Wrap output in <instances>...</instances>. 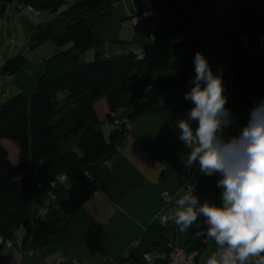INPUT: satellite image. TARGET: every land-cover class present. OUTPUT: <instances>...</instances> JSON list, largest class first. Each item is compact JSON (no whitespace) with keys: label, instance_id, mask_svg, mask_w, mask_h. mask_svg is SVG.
I'll use <instances>...</instances> for the list:
<instances>
[{"label":"crops","instance_id":"crops-1","mask_svg":"<svg viewBox=\"0 0 264 264\" xmlns=\"http://www.w3.org/2000/svg\"><path fill=\"white\" fill-rule=\"evenodd\" d=\"M161 1L147 7L140 17L157 16L164 31L183 22L188 24L190 2H183L182 18L168 21V13L162 14L159 6ZM4 10L5 7L0 8V15ZM203 13L198 29L183 31L182 52L180 47L176 50L188 61V80L170 87L148 111L129 122L121 148L97 170L95 190L76 207L63 232L45 246L26 251L20 247L24 233V228L20 227L12 245L3 248L0 264H104L131 246L153 221L170 227L167 236L176 245L191 247L199 242L196 263L206 264L217 249L215 241L197 237L195 226L180 232L169 218L170 210L175 207L177 194L182 196L188 186L194 188L193 194L201 204L208 201L220 205L223 190L217 186V173L201 174L198 161L191 168L187 166L189 150L179 139L177 122L187 118L189 109L194 107L185 99V93L190 90L189 81L195 76L194 56L201 52L212 64L213 73H222L224 95L228 98L226 107L233 117V123L224 129V138L239 135L247 125L252 108L264 101L263 60L259 59L245 78L243 97L248 100L246 104L238 95L236 82L239 71L248 67L256 55L258 39L264 36V0H204ZM26 68L25 63L12 75H0L8 77L16 89L23 88L22 92L31 94L41 73L33 81L22 74ZM27 84L31 86L28 90ZM95 109L97 115L105 114V101L95 103ZM192 126L195 128L197 123L192 122ZM100 129L107 135L112 125L101 124ZM75 142L71 149H75ZM17 152L15 149L16 157ZM49 179L47 172L41 180ZM35 184L33 180L29 184L28 215L32 218L42 219L51 212L62 216L81 195L80 183L57 181L51 190L55 199L49 200L48 191ZM161 215L166 217L165 223H161ZM203 219L199 217L198 223ZM248 264L255 263L250 259Z\"/></svg>","mask_w":264,"mask_h":264},{"label":"trees","instance_id":"trees-1","mask_svg":"<svg viewBox=\"0 0 264 264\" xmlns=\"http://www.w3.org/2000/svg\"><path fill=\"white\" fill-rule=\"evenodd\" d=\"M23 3L41 12L53 13L67 0H2ZM122 0H75L59 15L62 31L55 36L61 47L67 43L75 50L59 51L43 61V70L31 94L19 92L0 104V259L5 242L15 237L20 227L24 233L20 241L22 250H34L45 246L68 226L74 210L96 188V172L115 151L121 148L127 129L123 123L116 125L119 114L129 122L148 111L172 86L184 84L189 78L188 61L176 52L184 40L183 31L195 19L200 0H189L190 20L170 31L162 29L155 15L140 17L134 30L143 39L137 40L142 58L134 51L111 58L109 53L101 57L95 54L92 61L80 63L79 55L100 46L91 24L99 17L111 13ZM175 0H162V14L175 8ZM180 12V8H178ZM183 16L181 15L180 18ZM203 18V17H202ZM201 18V19H202ZM54 30V27H53ZM52 28L41 29L37 24L28 45H36L54 34ZM181 34L176 44L168 39ZM257 44L264 48V36ZM25 60L22 55L7 59L0 67L2 75L19 71ZM248 67L238 73L237 92L243 98L244 81ZM71 100L73 106L65 103ZM104 100L107 112L102 119L97 115L95 103ZM67 108V109H66ZM105 122L112 130L105 133L97 126ZM75 138V149L64 147ZM1 140H9L17 147V157L12 163L9 150ZM49 172L50 179L64 174L69 182L81 184L79 200L68 211L58 216L55 212L44 218L28 215L29 184L42 181ZM170 227L151 222L140 238L134 254L163 249L169 241ZM197 251L200 243L190 247ZM197 258V257H196ZM197 264V263H196Z\"/></svg>","mask_w":264,"mask_h":264},{"label":"clouds","instance_id":"clouds-1","mask_svg":"<svg viewBox=\"0 0 264 264\" xmlns=\"http://www.w3.org/2000/svg\"><path fill=\"white\" fill-rule=\"evenodd\" d=\"M194 67L185 93L194 107L177 122L179 139L189 150V168L198 161L201 174L221 175L217 182L223 190L221 204H201L192 187L177 194L169 218L180 232L195 226L197 237L215 241L217 249L206 264H248L251 258L264 264V101L252 108L239 135L226 140L224 129L233 117L226 107L222 73L214 74L201 52L194 56ZM192 122L197 123L195 128Z\"/></svg>","mask_w":264,"mask_h":264},{"label":"rangeland","instance_id":"rangeland-1","mask_svg":"<svg viewBox=\"0 0 264 264\" xmlns=\"http://www.w3.org/2000/svg\"><path fill=\"white\" fill-rule=\"evenodd\" d=\"M74 1L67 0L56 12H41L39 15H35L29 11L24 4H21L20 8H17L15 2H7L3 14L0 15V67L7 59L16 55H22L27 64V68L22 74L24 77H30L34 81L37 80L38 74L42 72L43 61L45 59L62 50L69 51L70 54H75L76 52L71 48L70 43L60 47L54 36L62 31L61 25H54L56 21L58 22L60 13ZM155 1L157 0H150L151 3L149 0H122L118 6L116 5L111 9L110 14L99 17L98 20L91 24V28L94 36L101 41L100 46L79 55L78 61L80 63L92 61L96 53H99L101 57H105L109 53L111 58H115L121 53L139 49L137 40L143 38L134 30L132 18L139 20L140 13L147 9V7H150V5H154ZM184 1L188 2L189 0L174 1L175 8L169 11L168 21H174L180 18ZM2 5L3 1L0 0V8ZM178 8H180V12ZM38 23H40L41 29L52 28L53 30L54 27V34L46 37L36 45H28L32 32ZM182 49L180 47L179 51L182 52ZM27 85L26 90L31 87L29 84ZM15 86V84L13 86V83L8 77H1L0 75V104L9 97L22 92L23 88L16 89ZM7 92L8 94H6ZM67 102L68 104L65 103L66 107L71 108L73 106L72 101L68 100ZM102 117L103 115H100V119ZM102 124L106 123L102 122ZM105 126L103 125L104 128ZM100 127L101 124L97 126L98 129ZM75 140V138H70L64 147H70ZM1 142L9 150V160L14 162L16 157L14 150L17 149L16 145L9 140H1ZM76 192L74 193L75 197L78 195ZM251 261L254 262V259L251 258Z\"/></svg>","mask_w":264,"mask_h":264},{"label":"built area","instance_id":"built-area-1","mask_svg":"<svg viewBox=\"0 0 264 264\" xmlns=\"http://www.w3.org/2000/svg\"><path fill=\"white\" fill-rule=\"evenodd\" d=\"M23 3H19L18 1H15V5L17 8H20V5ZM25 5V4H24ZM27 9L31 12H33L35 15H39L38 11L33 9L30 5H25ZM203 7H204V0H200L198 2V11L195 14V19L192 21V23L189 25V29L196 30L199 27V21L204 16L203 13ZM132 21L135 23V19H132ZM1 25V21H0ZM181 34L175 33L171 35L168 39L170 44H176L180 41ZM137 58L143 57V52L141 49H137L134 51ZM262 59L264 63V48L259 45L258 50L254 58L250 61L248 64L249 71L254 67L256 62ZM210 67L212 68V64H210ZM248 71V72H249ZM243 103H247V98H242ZM116 125H119L123 123L126 128L129 126V120L126 119V117H121L117 119ZM217 176L219 179H221V175L217 173ZM66 180V176L64 174L57 175L54 179L48 180L46 182L44 181H37L35 186L37 188L46 189L48 191L49 200H54L55 195L51 192L52 188L54 187L55 183L57 181L64 182ZM190 189L188 186L185 190V192ZM161 223H165L166 217L164 215L160 216ZM140 238H137L134 240V242L129 246L126 250H124L121 254L118 256L109 259L104 264H189V258H191L190 264H196V257H197V251L191 249L190 247L186 246H179L175 243L168 241L163 249H159L153 252H143L138 255H135V249L140 245ZM12 241L7 240L5 242V246H11ZM254 263H255V259Z\"/></svg>","mask_w":264,"mask_h":264}]
</instances>
